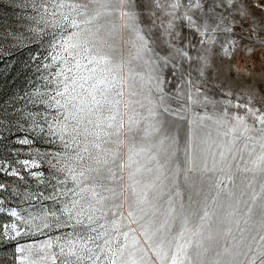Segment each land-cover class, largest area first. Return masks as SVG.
<instances>
[{
  "label": "snow or ice",
  "instance_id": "obj_1",
  "mask_svg": "<svg viewBox=\"0 0 264 264\" xmlns=\"http://www.w3.org/2000/svg\"><path fill=\"white\" fill-rule=\"evenodd\" d=\"M9 6L0 264H264V71L213 73L264 54V0Z\"/></svg>",
  "mask_w": 264,
  "mask_h": 264
},
{
  "label": "rangeland",
  "instance_id": "obj_2",
  "mask_svg": "<svg viewBox=\"0 0 264 264\" xmlns=\"http://www.w3.org/2000/svg\"><path fill=\"white\" fill-rule=\"evenodd\" d=\"M12 3V0H3V3L0 4V30L12 32L23 27V24L20 22V18L23 15L21 11H18L15 7H10L9 4ZM122 41L125 38L123 30H121ZM34 47V46H33ZM43 51V49H40ZM127 49L124 48L123 43L121 45V52L126 53ZM32 55V52L28 48H21L15 50L11 55L7 56L2 62H0V93H4L5 99L11 93L22 89L26 85L28 77L31 75L27 70L21 71L25 63L28 61L29 56ZM262 62H264V54L261 53L259 49L255 51L254 54L249 58L245 54L244 46H241V50L236 54L235 58L230 62L225 61L220 69H214L215 71L221 70L223 73L222 78H226L228 83L233 82H245L247 76L250 74L253 79H256L260 76L261 72L264 71L262 68ZM3 65H8L11 68L15 65V68L12 71H7L3 69ZM229 69L232 71L229 72ZM239 73L240 75H237ZM7 134L6 132L4 133ZM0 139H3V136H0ZM37 147L43 148V145H37ZM122 153L126 152V148L121 150ZM3 154V149H0V155ZM241 176H238L237 183L240 182ZM10 249L8 251H0V258L11 259Z\"/></svg>",
  "mask_w": 264,
  "mask_h": 264
}]
</instances>
